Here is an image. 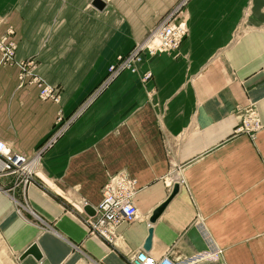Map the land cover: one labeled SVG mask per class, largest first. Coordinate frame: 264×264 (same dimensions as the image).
Returning a JSON list of instances; mask_svg holds the SVG:
<instances>
[{
    "label": "crops",
    "instance_id": "0c3cea01",
    "mask_svg": "<svg viewBox=\"0 0 264 264\" xmlns=\"http://www.w3.org/2000/svg\"><path fill=\"white\" fill-rule=\"evenodd\" d=\"M103 1L0 0L14 60L33 61L59 96L42 99L0 64V140L26 158L41 151L25 189L0 176V264H130L139 250L188 257L209 242L221 258L201 264H264V0H186L177 52L144 56L101 88L108 64L178 0ZM251 111L253 139L234 132ZM60 114L70 120L47 146ZM120 175L135 181V218L90 232L83 207ZM32 244L40 259H20Z\"/></svg>",
    "mask_w": 264,
    "mask_h": 264
},
{
    "label": "built area",
    "instance_id": "2783aa9c",
    "mask_svg": "<svg viewBox=\"0 0 264 264\" xmlns=\"http://www.w3.org/2000/svg\"><path fill=\"white\" fill-rule=\"evenodd\" d=\"M184 2L165 14L143 38L134 44L129 52L118 55L108 64L103 82L100 85L101 88L107 86L123 71L138 73V65L144 56L151 57L158 53L175 54L177 52L180 43L188 32L185 21L178 17ZM11 33V28H8L5 34L0 36V64L17 65L20 84H23L25 78L28 77V82L39 88V96L42 99H51L57 102L59 99L58 91L35 73L33 61L21 60L17 62L14 60L16 45L9 38ZM150 77L149 71L140 74L142 82L147 81ZM68 121H64L61 114L58 116L53 136L47 142V146L50 145L52 139H56L62 133ZM257 128H259V121L251 113L239 122L235 130L248 133ZM40 156L41 151L33 158H26L13 152L0 140V176H11L14 186L25 189L34 182L33 175ZM135 191V181L126 176L120 175L109 179L102 186L101 199L95 208V214L86 220L89 231L103 236L110 228L123 222H131L136 216V208L131 202ZM221 254L222 249L214 247L209 242L208 248L188 257L173 258L169 253H166L160 258H153L146 252L139 250L129 259V263L201 264L202 262L217 260L221 258Z\"/></svg>",
    "mask_w": 264,
    "mask_h": 264
},
{
    "label": "water",
    "instance_id": "95a60500",
    "mask_svg": "<svg viewBox=\"0 0 264 264\" xmlns=\"http://www.w3.org/2000/svg\"><path fill=\"white\" fill-rule=\"evenodd\" d=\"M92 4L98 8V9H102L105 5V2L103 0H92ZM178 190V184L175 183L172 187L170 196L168 197V199L163 202L159 207L156 208V210L152 213V216L149 218L150 222H153L157 216L159 215V213L162 211V209L164 208V206L166 205V203L168 202V200L176 193V191ZM84 212L89 215V216H93L95 214V209L93 207H91L90 205H85L83 207ZM150 237H151V229L148 230V237L146 239L145 245H144V249H148V247L150 246ZM27 255H31L33 256L35 259H40L41 254L36 246V244H32L30 245L20 256V259L27 256Z\"/></svg>",
    "mask_w": 264,
    "mask_h": 264
},
{
    "label": "rangeland",
    "instance_id": "374dc122",
    "mask_svg": "<svg viewBox=\"0 0 264 264\" xmlns=\"http://www.w3.org/2000/svg\"><path fill=\"white\" fill-rule=\"evenodd\" d=\"M186 2V0H178L174 5H173V7L171 8V9H175L177 6H179L182 2ZM184 2V3H185ZM159 22V21H158ZM153 28V27H152ZM151 28V29H152ZM12 30V29H11ZM12 32H13V30H12ZM10 40H12V39H10ZM13 41V40H12ZM14 42V41H13ZM15 43V45H16V42H14ZM251 113H253L252 111L251 112H249L247 115H245V116H243L242 118H241V120L243 119V118H246L249 114H251ZM254 114V116H255V113H253ZM240 120V121H241ZM259 121V120H258ZM239 124V123H238ZM238 126V125H237ZM236 126V127H237ZM259 128H260V122H259ZM259 128H257L256 130H254V131H250V132H248V133H246V132H240V131H236V130H234V132L235 133H238V134H245V135H247L248 137H250V138H254L255 136H256V134H257V132H258V130H259ZM236 129V128H235Z\"/></svg>",
    "mask_w": 264,
    "mask_h": 264
}]
</instances>
